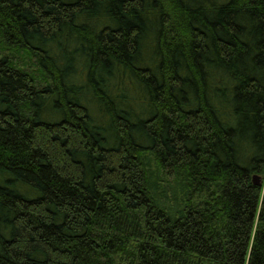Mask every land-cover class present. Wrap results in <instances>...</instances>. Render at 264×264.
Masks as SVG:
<instances>
[{"label":"trees","instance_id":"1","mask_svg":"<svg viewBox=\"0 0 264 264\" xmlns=\"http://www.w3.org/2000/svg\"><path fill=\"white\" fill-rule=\"evenodd\" d=\"M0 264H264V0H0Z\"/></svg>","mask_w":264,"mask_h":264},{"label":"water","instance_id":"2","mask_svg":"<svg viewBox=\"0 0 264 264\" xmlns=\"http://www.w3.org/2000/svg\"><path fill=\"white\" fill-rule=\"evenodd\" d=\"M260 181H261V178H260L259 175H253L252 176V182H253V184L259 186L260 185Z\"/></svg>","mask_w":264,"mask_h":264}]
</instances>
